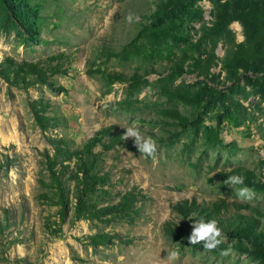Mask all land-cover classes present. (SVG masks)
I'll list each match as a JSON object with an SVG mask.
<instances>
[{
  "label": "rangeland",
  "instance_id": "obj_1",
  "mask_svg": "<svg viewBox=\"0 0 264 264\" xmlns=\"http://www.w3.org/2000/svg\"><path fill=\"white\" fill-rule=\"evenodd\" d=\"M28 2L32 22L25 26L0 0V70L7 57L58 52L73 63L50 85L22 88L0 75V264H264V248L250 240L230 239L242 247L214 252L163 233L175 202L226 198L250 205L243 212L264 241V0H241V15L218 31V10L237 0ZM129 13L139 22L128 23ZM239 50L249 65L234 60ZM134 74L139 80H129ZM41 104L46 127L35 115ZM133 125L158 144L155 162L129 138L105 154L104 168L114 192L144 190L141 215L133 223L79 219L72 198L62 217L54 189L41 184L52 183L45 162L54 140L78 148L98 130L123 135ZM238 166L259 181L244 185L256 193L251 202L220 176ZM97 233L115 238L90 244ZM173 250L178 258L166 260Z\"/></svg>",
  "mask_w": 264,
  "mask_h": 264
},
{
  "label": "trees",
  "instance_id": "obj_2",
  "mask_svg": "<svg viewBox=\"0 0 264 264\" xmlns=\"http://www.w3.org/2000/svg\"><path fill=\"white\" fill-rule=\"evenodd\" d=\"M7 13L16 24L27 26L32 22V10L28 0H2ZM241 0H237L234 8L227 5L218 10L214 27L220 30L227 27L241 15ZM243 45V44H242ZM241 45V47H242ZM240 50L236 52L237 62L244 66L251 61L240 58ZM73 58L71 54L58 52L40 60H17L7 57L4 60V67L0 70V75L8 83L18 87H29L34 83L51 84L53 78L71 68ZM255 72H258L255 70ZM111 77L128 80L126 74L111 75ZM139 75L134 74L129 80H139ZM43 104L35 105V115L38 123L46 127L49 117L40 114ZM168 114L178 116L173 110H166ZM111 128L98 130L87 142L78 148L71 146L70 142L64 138L55 139L53 143V153L46 157V170L52 181L48 185L41 180L42 186H51L54 189V205L59 206L62 217L71 210L72 198L74 202V216L79 219H124L133 223L142 213L143 206L148 199L144 190L138 186H133L124 192H114L112 189V177L109 171L104 168V156L114 150L117 146L123 145L121 133L111 134ZM101 147V150H97ZM241 175L245 178V184L257 186L256 174L249 168L238 166L231 170L221 171L220 176L224 180L227 176ZM73 184V190L70 184ZM176 212L174 218L164 222L163 233L169 240H184L189 245L188 237L192 231V224L195 219L216 220L223 229L227 240L221 244L214 252H219L231 246L242 247L231 243L230 239L250 240L251 243L260 244L264 248V241L259 235L256 221L246 215L243 210L250 209V205L230 202L226 198H219L209 204L198 203L197 200H181L172 205ZM190 213H196L195 218L189 220ZM115 235L108 233H97L87 237L90 244L102 245L111 242ZM203 248L202 245H191Z\"/></svg>",
  "mask_w": 264,
  "mask_h": 264
},
{
  "label": "clouds",
  "instance_id": "obj_3",
  "mask_svg": "<svg viewBox=\"0 0 264 264\" xmlns=\"http://www.w3.org/2000/svg\"><path fill=\"white\" fill-rule=\"evenodd\" d=\"M126 19L128 23H132L134 20L135 22H139V17H134L132 13H129ZM125 129L126 130L121 136V139L127 141L129 138H132L139 153L144 158H151L155 162L158 152V144L156 143V141L151 137L145 138L141 130L135 125L127 127ZM223 183L230 188L241 186L239 188V191L236 192V195L242 202H251L256 195L253 189L244 186L245 178L241 175L227 176V179L224 180ZM195 216L196 213H190L188 219L192 220L193 218H195ZM187 239L191 245L199 244L202 245L205 251H214L227 240V237L216 220H205L203 218H200L195 219V222L192 224L191 234ZM222 254L226 255L227 252H224ZM178 256V251L173 250L167 253L166 260L174 261L178 258Z\"/></svg>",
  "mask_w": 264,
  "mask_h": 264
}]
</instances>
